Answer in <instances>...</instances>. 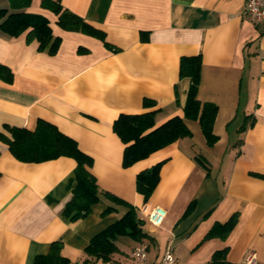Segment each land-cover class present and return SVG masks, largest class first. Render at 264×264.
<instances>
[{"label":"crops","instance_id":"1","mask_svg":"<svg viewBox=\"0 0 264 264\" xmlns=\"http://www.w3.org/2000/svg\"><path fill=\"white\" fill-rule=\"evenodd\" d=\"M245 2L60 0L102 31L99 38L63 29L57 14L31 0L26 11L45 16L60 37L54 53L39 50L25 33L0 31V63L13 74L10 82L0 77V264H34L57 240L62 264H134L132 250L142 242L147 264H156L167 249L174 264H208L223 249L233 264L250 251L264 264V23L251 20ZM198 54L197 97L217 105L218 139L208 145L198 119L185 118L189 135L125 166V144L113 130L114 120L121 113L155 111L159 125L183 116L190 79L179 76V62ZM39 120L55 125L92 157L99 188L131 204L148 237H119L108 261L85 253L125 206L101 196L85 217L64 218L76 161L60 156L28 162L9 148L5 124L34 130ZM157 163L159 181L145 198L137 176ZM155 206L166 210L159 226L145 219ZM232 215L237 221L225 238L206 237Z\"/></svg>","mask_w":264,"mask_h":264},{"label":"trees","instance_id":"2","mask_svg":"<svg viewBox=\"0 0 264 264\" xmlns=\"http://www.w3.org/2000/svg\"><path fill=\"white\" fill-rule=\"evenodd\" d=\"M31 0H7L6 5L0 2V31L11 36L23 33L27 41H37L39 50L54 53L60 43V37L54 36L48 19L37 13L26 11ZM41 7L57 14V23L65 30H81L104 37V33L87 23L81 16L63 8L60 0H41ZM201 55H184L179 62V76L190 79L183 116L175 115L159 125L155 123V111L128 114L121 113L113 122V130L124 142L123 164L128 166L137 160L147 157L153 151L164 147L177 139L189 135L184 119H198L207 144L212 145L218 139L213 132V124L218 107L213 102H202L197 93L200 84ZM12 71L0 63V77L7 82L12 80ZM10 133L9 148L23 161L40 162L60 156H69L76 161V185L71 197L63 209V217L75 221L85 217L94 203L101 196L107 197L117 205H124L125 212L116 222L95 235L85 249V253L95 259L108 261L118 250L116 240L121 236L141 241L148 237L143 229L144 221L138 217L134 207L112 193L99 188L95 176L91 172L92 157L82 151L77 142L65 135L58 128L44 120H39L34 130L25 127L4 125ZM198 159L199 156H198ZM160 164L142 171L137 176V190L148 198L156 187L160 174ZM192 205H189L186 212ZM108 210H116L110 206ZM237 221L232 215L224 223H215L206 237L225 238ZM62 241L50 244L46 255L35 258L34 264H62L65 258L61 255ZM87 261V260H86ZM208 264H233L226 259V250L216 251Z\"/></svg>","mask_w":264,"mask_h":264},{"label":"built area","instance_id":"3","mask_svg":"<svg viewBox=\"0 0 264 264\" xmlns=\"http://www.w3.org/2000/svg\"><path fill=\"white\" fill-rule=\"evenodd\" d=\"M245 12L255 24L264 23V0H246ZM166 216L163 207L155 206L148 213L145 219L153 226L162 224ZM148 246L142 242L132 250L134 264H147ZM175 257L171 249H167L156 264H174ZM241 264H257V255L254 251L248 252Z\"/></svg>","mask_w":264,"mask_h":264}]
</instances>
